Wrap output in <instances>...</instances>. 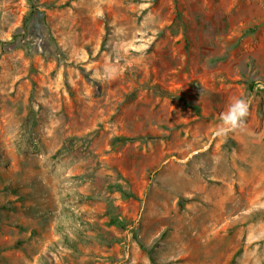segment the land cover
Wrapping results in <instances>:
<instances>
[{"label":"rangeland","instance_id":"obj_1","mask_svg":"<svg viewBox=\"0 0 264 264\" xmlns=\"http://www.w3.org/2000/svg\"><path fill=\"white\" fill-rule=\"evenodd\" d=\"M0 264H264V0H0Z\"/></svg>","mask_w":264,"mask_h":264},{"label":"clouds","instance_id":"obj_2","mask_svg":"<svg viewBox=\"0 0 264 264\" xmlns=\"http://www.w3.org/2000/svg\"><path fill=\"white\" fill-rule=\"evenodd\" d=\"M250 100L247 98L233 99L227 110L221 114L220 124L217 126L216 135L227 136L231 132L242 129L249 115Z\"/></svg>","mask_w":264,"mask_h":264}]
</instances>
